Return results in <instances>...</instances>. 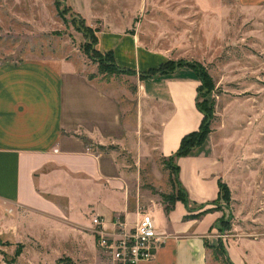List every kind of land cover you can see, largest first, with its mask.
Instances as JSON below:
<instances>
[{
	"label": "rangeland",
	"instance_id": "374dc122",
	"mask_svg": "<svg viewBox=\"0 0 264 264\" xmlns=\"http://www.w3.org/2000/svg\"><path fill=\"white\" fill-rule=\"evenodd\" d=\"M112 29L135 34L143 46L164 53L177 65L201 64L199 102L205 121L199 132L204 134L191 139L194 152L187 156L209 153L214 139L220 152L228 149L242 160L243 168L260 169L264 168V0H0V62L32 56L65 58L80 74L74 82L80 84L78 101L117 111L120 125L126 123L124 139L103 143L90 139L89 146L124 164L132 205L140 202L145 208L149 197L162 202L166 210L181 201L189 212L185 219L200 218L217 206L233 223L238 204L232 193L228 200L197 204L181 181L180 157L163 163L157 151L161 110L157 102L146 103L138 95L140 72L100 71L102 66L110 71L114 65L111 57L96 51L95 37ZM84 83L94 93H84ZM72 84L67 87V110ZM109 114L103 118L113 122V113ZM177 174L189 207L178 199L184 194ZM207 209L212 210L202 213ZM54 227L40 224L26 208L0 200V264L106 263L97 240L93 251L83 243L76 247L66 232ZM215 233L217 239L221 237L218 228ZM217 243L215 239L212 244Z\"/></svg>",
	"mask_w": 264,
	"mask_h": 264
},
{
	"label": "crops",
	"instance_id": "0c3cea01",
	"mask_svg": "<svg viewBox=\"0 0 264 264\" xmlns=\"http://www.w3.org/2000/svg\"><path fill=\"white\" fill-rule=\"evenodd\" d=\"M97 47L104 53L113 51L118 66L138 72L171 59L143 46L135 34L115 29L100 31ZM79 76L77 67L59 56L0 62V200L26 208L40 224H53L76 247L83 243L90 251L96 247L94 216L112 229L115 218L133 226L140 212L147 211L167 239L154 259L139 264H220L206 243L218 242L215 230L225 212L213 210L185 219L189 212L181 201L169 212L149 197L145 208L140 202L132 205L124 164L89 146L90 139L98 143L124 139L126 123L120 125L117 111L78 101L80 84L74 82ZM199 85L196 71L187 65L138 78V95L146 103L157 102L161 110L157 146L161 157L172 155L185 135L199 129L203 119L197 107ZM81 86L84 93L93 92L85 83ZM94 95L102 102L101 93ZM110 112L113 122L103 118ZM217 145L211 139L209 153L180 157L181 181L197 204L215 200L219 181L226 182L238 205L236 220L231 230L219 234L220 242L231 264H264V168H243L242 160L228 149L220 152Z\"/></svg>",
	"mask_w": 264,
	"mask_h": 264
},
{
	"label": "built area",
	"instance_id": "2783aa9c",
	"mask_svg": "<svg viewBox=\"0 0 264 264\" xmlns=\"http://www.w3.org/2000/svg\"><path fill=\"white\" fill-rule=\"evenodd\" d=\"M93 224L96 240L107 257L105 264H139L152 260L167 239L147 211L140 212L133 226H127L119 217L114 219L112 229L106 228L99 216L93 217Z\"/></svg>",
	"mask_w": 264,
	"mask_h": 264
},
{
	"label": "trees",
	"instance_id": "16d2710c",
	"mask_svg": "<svg viewBox=\"0 0 264 264\" xmlns=\"http://www.w3.org/2000/svg\"><path fill=\"white\" fill-rule=\"evenodd\" d=\"M55 7L58 11V15L63 19L64 22H66L67 20L65 18L64 13L60 10V6L58 4V1H55ZM95 42H96V44H98V35L95 37ZM96 51L98 53L102 54V51L100 49L96 48ZM104 54L113 59V65L114 66L110 71L105 70L102 66L101 70H100L102 73L120 74V73H125L128 70L129 71L133 70L131 68H122V67L118 66L116 61H115L113 51H107ZM186 65L192 67L196 71V73L199 77L200 85L198 86L197 107L202 112V109L200 107V102H199V93L201 91L202 83L204 80L202 77V72H201V70H202L201 64L193 63V62H185V63H180L179 65H177L171 59H169L166 62L162 63L158 67H152L146 71H140V79H147V78H151V77H157L160 75L172 73V72L176 71L179 67L186 66ZM133 71H136V70H133ZM204 121H205V115H203V119H202L201 125L199 127L200 130L203 127ZM199 129L192 131L189 134L185 135L181 140V143H180L178 150L176 152H174L172 155L168 156V158L163 157V163L166 164V159L175 160L178 157L187 156L189 154H192L194 152L195 145L193 142H191V139L194 136L199 135V133L204 134V132H199ZM176 170H177V173H179L180 168L178 165H176ZM177 178H178V183L180 185V189L184 194L183 197H178V199L182 200L186 204V206L189 207L190 199H189L188 193H187L186 189L184 188V186L181 184L179 177H178V174H177ZM223 198H225L227 200L229 198H231V190L226 183L219 181V194H218V197L212 202H216L217 200H222ZM178 199L176 198L175 200H173V199L172 200L176 201ZM171 209L172 208L169 206L166 207L167 212H169ZM215 209L219 210L217 206L215 207ZM211 210L212 209H207V210H204L202 213L207 212V211H211ZM199 215H201V214H199ZM217 227L221 233H224L225 231L230 230L232 228V224H231L230 220L228 218H226V215H223L218 220ZM206 245H207V247L212 249L213 258L216 261H218L220 264H226V263L231 264L229 257H228L227 250L224 247V245L222 244V242H220V238L218 239V243L216 245L213 246V245L209 244L208 242L206 243Z\"/></svg>",
	"mask_w": 264,
	"mask_h": 264
}]
</instances>
